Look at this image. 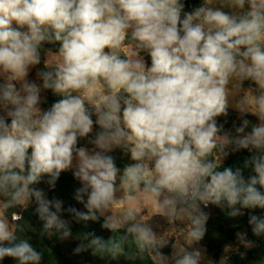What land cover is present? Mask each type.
<instances>
[{"label": "clouds", "instance_id": "clouds-1", "mask_svg": "<svg viewBox=\"0 0 264 264\" xmlns=\"http://www.w3.org/2000/svg\"><path fill=\"white\" fill-rule=\"evenodd\" d=\"M184 9V0H0V262L41 264L43 253L17 237L22 216L12 211L8 219L26 203L35 202L45 231L72 236L63 202L35 185L47 177L54 188L73 168L81 184L75 199L87 212L67 211L77 221L102 216L109 230L127 225L138 249L155 253L154 264L213 262L178 244L165 255L167 242L134 222L132 211L108 215L119 187L142 188L169 217L190 219V244L207 231L201 204L226 201L231 217L264 210V0H202ZM44 42L59 47L44 61L54 70L39 71L38 84L28 76ZM245 81L258 94L236 105L241 123L225 130L218 118ZM47 90L62 98L44 109ZM248 114L259 121L250 130ZM94 124L100 130L90 138ZM116 149L135 163L121 171L110 154ZM242 150L250 154L242 168H222L221 157ZM248 223L254 236L264 234V217L250 215ZM235 235L245 249L256 246L246 232ZM88 249L105 246L94 238L74 253ZM108 250L117 255L120 245Z\"/></svg>", "mask_w": 264, "mask_h": 264}, {"label": "trees", "instance_id": "trees-1", "mask_svg": "<svg viewBox=\"0 0 264 264\" xmlns=\"http://www.w3.org/2000/svg\"><path fill=\"white\" fill-rule=\"evenodd\" d=\"M184 3V11L189 12L198 7L202 3V0H184ZM58 47V44L44 42L41 48V56L48 52L55 53ZM144 58L150 65V57L144 55ZM41 70L48 71L45 66H42ZM243 87L249 88V91L253 95L258 94L256 86L248 81L244 82ZM45 93L44 102L41 104V107L44 109L49 108L53 102L62 98L59 95L53 94L50 90L45 91ZM92 118L94 121L96 120L95 115ZM244 118L250 122L253 119L248 115ZM218 123L223 124L225 130L234 132V126H238L241 123V119H237L236 114L231 115L228 111L227 116H220L218 118ZM252 125L251 122L248 130H250ZM99 130V126L94 124L93 133L90 135V138ZM78 146L92 147V145L87 143V140H81ZM110 154L114 156L116 164L121 171L130 164L135 163L130 159V154L125 150L116 149ZM249 155L246 150L230 153L227 157H224V161L221 164L222 168L232 167L233 170L237 167L242 168L244 159ZM243 174L245 179H247L252 173L249 169L244 170ZM47 179V177H43L41 182L35 185V187L42 189L48 199H58L63 202L60 216L61 219L69 222L72 232L71 237L61 239L60 233L55 228L45 231V222L40 219L36 212L37 205L34 201L26 206L10 209L8 215L9 220H11L10 213L12 211L22 216V219L16 222L18 224V227H16L17 237L18 239L28 240L38 251L43 253L41 264H154L152 256L155 253L148 251L141 252L137 247L135 238L127 233V227L109 230L103 227L104 218L102 216L95 221H77L73 214L67 211L68 208L73 207L80 212H87L84 204L77 202L75 199L76 189L81 184L74 177L73 173L69 171L62 172L54 188H50L46 182ZM129 194L133 196L135 190L129 189ZM2 199L3 197H0V200ZM201 207L204 211L209 212V218L206 224V234L200 242L205 245L208 256L215 264H220L222 260L225 261V264H264V234L260 237L254 236L251 225L248 223L250 215L264 217V210L259 208L254 210L244 209L242 210L244 215L231 217L229 215L231 209L228 207L226 201H222L220 205L209 204L208 208L201 204ZM52 210L54 211V209ZM237 231L246 232L248 238L255 241L256 246L251 249H245L243 245H239L240 243L235 235ZM85 235L88 236V240H82ZM94 238H99L105 246V251L94 253L92 249H88L79 254L74 253V249L78 244L81 242L88 243ZM113 244L120 245V252L117 255H113L108 250ZM171 250V245L161 249L165 255L170 254ZM227 252L229 253L226 255ZM0 264H16V261L11 258H5Z\"/></svg>", "mask_w": 264, "mask_h": 264}, {"label": "rangeland", "instance_id": "rangeland-1", "mask_svg": "<svg viewBox=\"0 0 264 264\" xmlns=\"http://www.w3.org/2000/svg\"><path fill=\"white\" fill-rule=\"evenodd\" d=\"M225 11H227V9H225ZM50 53L51 52H48L45 55L41 56V64L33 67L30 70V73L28 76L29 80L35 81L38 84L42 83L39 80L37 73L39 71H42L41 68L42 66H44V61L49 58ZM47 69L48 71L54 70L51 67ZM249 94L253 95L249 91V88H245V87L235 89L230 94V107L228 111L230 112L231 115L236 114L237 119L239 120L241 119V115L239 111L237 110L236 105L241 103L243 101V98L245 96H248ZM45 96H46V93L45 91H43L42 92L43 100ZM248 116H251L253 118L251 120L253 125H256L259 123L258 118L256 116L251 115V114H248ZM223 161H224V157H221L220 163L222 164ZM74 170L75 169L73 168L67 171L73 173ZM117 183L119 185L120 181L118 180ZM116 195H117V201L109 209L107 213L108 215H113L119 219V218H122L124 215H126L129 211H132L135 213V216H136V219L134 222L146 224L147 226L151 227L152 230L155 232L156 237L159 241L167 242V246L172 245V244H178L180 246L188 248L189 250H191L192 248H200L204 252L206 259L211 260L213 264H215V262L208 256L206 247L203 243H201L200 241L195 244L189 243L187 239V234L190 228L192 227V222L190 219H188L187 217H184V218L169 217L163 210L157 207L156 203L153 201L151 196L143 192L142 189L139 191L135 190V194L133 196H130L129 189L119 187ZM28 204L29 203H26L23 206H26ZM204 212L209 215L208 211H204ZM9 221L11 223V220ZM121 227H127V225H123ZM228 253L229 252H227L226 255ZM167 255H170V254H167Z\"/></svg>", "mask_w": 264, "mask_h": 264}, {"label": "water", "instance_id": "water-1", "mask_svg": "<svg viewBox=\"0 0 264 264\" xmlns=\"http://www.w3.org/2000/svg\"><path fill=\"white\" fill-rule=\"evenodd\" d=\"M144 55H147V53H146V52H144Z\"/></svg>", "mask_w": 264, "mask_h": 264}, {"label": "built area", "instance_id": "built-area-1", "mask_svg": "<svg viewBox=\"0 0 264 264\" xmlns=\"http://www.w3.org/2000/svg\"><path fill=\"white\" fill-rule=\"evenodd\" d=\"M203 205V204H202ZM204 206V205H203ZM209 206V205H208ZM208 206L206 208H208Z\"/></svg>", "mask_w": 264, "mask_h": 264}]
</instances>
